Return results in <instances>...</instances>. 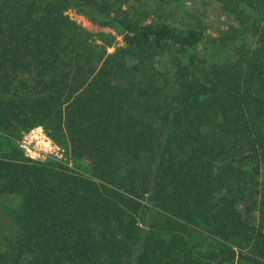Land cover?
I'll return each mask as SVG.
<instances>
[{"label":"trees","instance_id":"1","mask_svg":"<svg viewBox=\"0 0 264 264\" xmlns=\"http://www.w3.org/2000/svg\"><path fill=\"white\" fill-rule=\"evenodd\" d=\"M152 1L0 0V198L20 220L0 264H264V0H220L250 39L209 64ZM48 123L90 175L22 153L16 134Z\"/></svg>","mask_w":264,"mask_h":264},{"label":"rangeland","instance_id":"2","mask_svg":"<svg viewBox=\"0 0 264 264\" xmlns=\"http://www.w3.org/2000/svg\"><path fill=\"white\" fill-rule=\"evenodd\" d=\"M148 4L149 11L153 12V7L157 4L152 0H140ZM161 1V0H160ZM168 3L161 4L160 10L154 14V20H168L169 22L181 26L186 25L196 27L202 33L201 42L193 49H188L187 53H196L200 58L205 59L207 64L212 62L224 61L231 55V52L237 45H244L250 37L241 34L236 37H230L233 26L236 25V19L228 9L222 8L220 0H167ZM147 6V7H148ZM142 8V5L139 7ZM65 13L73 19L77 25L89 31L97 43L102 40L110 42L108 50L123 44L122 33L118 29L95 23L86 15L73 7H67ZM167 18V19H166ZM251 41L248 45H250ZM169 64L167 55L157 56L154 66L161 70H166ZM39 126L45 138L32 137L24 138L30 133V130ZM24 139V140H23ZM48 142V144H47ZM15 143L26 157L36 161L51 162L59 161L67 164L72 169L90 175V164L86 158H79L70 152L66 139L51 124H36L22 129L16 134ZM259 181L264 188V163L260 168ZM256 196L253 202L255 210L252 212L255 221L264 218V200ZM0 198V251H8L11 244L19 234L20 220L17 218L18 210L12 208L6 201ZM249 206V205H248ZM243 211L248 213L247 209ZM264 220V219H263ZM210 238L203 232H193V241L201 247H207Z\"/></svg>","mask_w":264,"mask_h":264},{"label":"built area","instance_id":"3","mask_svg":"<svg viewBox=\"0 0 264 264\" xmlns=\"http://www.w3.org/2000/svg\"><path fill=\"white\" fill-rule=\"evenodd\" d=\"M27 137L28 138L40 137V138L44 139L45 138V134L43 133L42 129L39 126H37V127H34L33 129H31L29 134L24 136V138H27ZM47 144H48V142H47Z\"/></svg>","mask_w":264,"mask_h":264}]
</instances>
